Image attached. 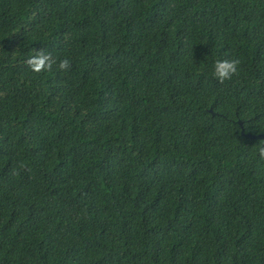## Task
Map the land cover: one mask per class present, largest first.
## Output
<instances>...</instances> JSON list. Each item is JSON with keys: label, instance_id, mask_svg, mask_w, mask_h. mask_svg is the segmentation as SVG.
Here are the masks:
<instances>
[{"label": "trees", "instance_id": "1", "mask_svg": "<svg viewBox=\"0 0 264 264\" xmlns=\"http://www.w3.org/2000/svg\"><path fill=\"white\" fill-rule=\"evenodd\" d=\"M246 133L264 0H0V264H264Z\"/></svg>", "mask_w": 264, "mask_h": 264}, {"label": "clouds", "instance_id": "2", "mask_svg": "<svg viewBox=\"0 0 264 264\" xmlns=\"http://www.w3.org/2000/svg\"><path fill=\"white\" fill-rule=\"evenodd\" d=\"M56 61L50 56V54L40 52L37 55H33L29 58V64L34 70L48 71L52 68L53 64ZM238 61H229V60H216L212 66V75L218 81H225L229 79L233 73L237 70ZM68 65L67 60H61L59 62V68L64 69ZM264 152V149L261 150Z\"/></svg>", "mask_w": 264, "mask_h": 264}, {"label": "water", "instance_id": "3", "mask_svg": "<svg viewBox=\"0 0 264 264\" xmlns=\"http://www.w3.org/2000/svg\"><path fill=\"white\" fill-rule=\"evenodd\" d=\"M242 133H244V131H242ZM245 136L252 138V139H263L264 140V133L259 134V135H252L250 133H246Z\"/></svg>", "mask_w": 264, "mask_h": 264}]
</instances>
